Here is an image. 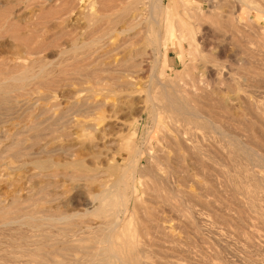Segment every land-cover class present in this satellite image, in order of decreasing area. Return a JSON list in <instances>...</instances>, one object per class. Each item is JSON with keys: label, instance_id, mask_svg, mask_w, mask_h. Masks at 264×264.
<instances>
[{"label": "rangeland", "instance_id": "374dc122", "mask_svg": "<svg viewBox=\"0 0 264 264\" xmlns=\"http://www.w3.org/2000/svg\"><path fill=\"white\" fill-rule=\"evenodd\" d=\"M44 1L0 0V81L19 73L18 59L28 62L36 79L7 84L9 89L0 95V264H101V256L94 257L92 250L102 233L98 227L104 225L96 207L101 189L131 172L126 166L133 147L149 150L141 166L170 151L162 140V114L144 142L150 115L143 110V97L132 102L110 88L112 76L105 71L112 70V59L103 61L99 73L88 68L84 55L95 48L89 34L96 18L84 15L92 6L98 11L117 8L120 28L136 18L145 27L154 0ZM172 1L161 6L158 24L165 48L157 76L184 91L194 67L222 44L218 23L232 12L235 0H176V10ZM248 1L259 12L245 7L239 12L250 21L248 30L261 59L264 0ZM70 40L72 50L67 48ZM146 75L145 81L151 74ZM217 122L223 123L225 134L238 138L242 149L222 140L217 129L204 128L199 146L208 155L206 169L197 171L186 163L179 175L209 176L206 198L183 207L174 202L171 208L155 195H142L137 186L140 196L157 208L161 225L158 231L149 229L147 242L156 251L151 264H264V127ZM42 160L49 165L46 171L37 166ZM79 162L86 172H80ZM149 169L143 180L151 178Z\"/></svg>", "mask_w": 264, "mask_h": 264}, {"label": "bare ground", "instance_id": "6f19581e", "mask_svg": "<svg viewBox=\"0 0 264 264\" xmlns=\"http://www.w3.org/2000/svg\"><path fill=\"white\" fill-rule=\"evenodd\" d=\"M47 1L51 2V0ZM163 2L164 0H154V12L150 16V23L145 27L140 22V18H136L126 27L120 28L119 20L117 21L115 18L117 8L113 11L106 8L98 11L92 6L84 15L96 18L91 20L95 23V29L92 27L94 30L89 34L90 43H94L95 48L90 49L84 55V59L88 61V68L95 67L93 70L99 73L102 71L103 61L108 57L112 59V70L105 71L112 76L109 81L106 80L112 81L110 88L120 90L125 99L132 102L139 96L143 97L142 102L146 106L143 110H147L150 115L151 126L144 142L149 141L159 122L160 114H162L165 123L161 129V133L165 136L162 140L170 151L168 154L160 153L161 157L154 156L156 157L153 158L154 170L152 168L151 170L149 168L152 167L153 161L147 159L145 165L141 166L142 155L144 153L150 155L149 150L143 146L133 147L129 164L126 166L131 172L126 174L127 176L116 177L117 180L114 179L113 184L107 187L103 186L101 189L98 200H96L98 203L96 207L100 218L104 220V222L102 221L104 225L101 224L102 227H98L102 233L97 245L92 248L96 253L94 257L101 256V264H151L150 258L156 251L151 250V245L147 242L151 235L149 229L156 228L158 231L161 225L159 224L160 220L155 216L157 208L150 206L149 202L140 196L138 185L142 189L140 190L142 195H155L161 204L171 208H173L172 203L174 202L180 203L179 205L183 207L207 197L212 184V179H208L209 176H179L182 171L186 170L184 167L186 163H189L195 170H205L207 167L204 158L208 155L199 146L203 139L200 131L207 127L217 129L222 140L227 138V143L237 151V148L238 150L242 149L243 145L241 146L235 135L225 134L223 123L217 122L218 119L226 121V124L228 122L239 125L247 123L252 127L256 125L264 127V58L257 57V47L254 48L256 43L249 31L250 21L245 16L246 14L243 15L239 12L243 7L257 12L259 9L252 8L249 5L251 2L248 0L232 2V12L225 13L223 21L219 20L222 22L218 23V31L220 30V33L223 34L222 44L218 42L219 46L215 49V53L210 52L213 54L212 57L210 59L204 57L208 60L203 59L194 67V71L192 70L191 75L187 77V84L183 91L171 88L157 76V67L160 66L165 48L162 41L163 34L161 36L162 30L160 31L161 28L158 24L159 16L163 12L161 7ZM175 2L176 0L170 3L174 10L177 9ZM98 13H104V15L98 16ZM64 22L66 21L64 20ZM1 23L3 22H0V32L4 29ZM73 47L75 46L70 40L67 48L72 50ZM255 50L256 53L253 52ZM226 51L229 52L225 56ZM30 54L32 55V53ZM33 58L35 57L33 56ZM224 58L228 60L226 63L223 61ZM28 60L30 61L29 58ZM151 60L153 65H151ZM16 65L20 68L19 73H14L8 78L5 76V81H0V95L9 89L7 84H23L34 77L28 69V62L18 59ZM32 70L33 68H31ZM148 72L151 75L145 81L144 78H147L145 75ZM88 74H85L86 77ZM33 80L36 79L33 78ZM142 80L145 82L139 85ZM110 84L108 85L110 86ZM138 85L142 86L139 88ZM202 85L205 88H202ZM156 90L159 91L155 93ZM112 92L114 93V91ZM233 111L239 113L233 115ZM249 151L251 154L254 153L252 150ZM43 160L36 161L37 166L40 170L46 171L49 165ZM75 164L79 166L81 173L86 172V168L81 162ZM159 166H163V168L159 169ZM148 169L152 172L151 178L143 180ZM193 188L195 192H189ZM110 189L114 194L110 193ZM131 203L134 206L130 211ZM138 237H141L143 241H138ZM163 259L167 262V256Z\"/></svg>", "mask_w": 264, "mask_h": 264}]
</instances>
